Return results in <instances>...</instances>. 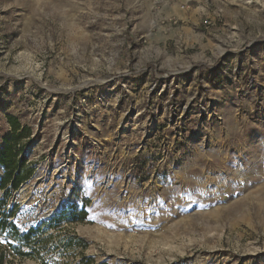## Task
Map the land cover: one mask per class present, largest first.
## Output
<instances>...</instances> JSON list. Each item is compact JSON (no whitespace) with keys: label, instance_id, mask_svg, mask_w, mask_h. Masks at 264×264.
I'll use <instances>...</instances> for the list:
<instances>
[{"label":"rangeland","instance_id":"rangeland-1","mask_svg":"<svg viewBox=\"0 0 264 264\" xmlns=\"http://www.w3.org/2000/svg\"><path fill=\"white\" fill-rule=\"evenodd\" d=\"M12 123L3 264H264V0H0Z\"/></svg>","mask_w":264,"mask_h":264},{"label":"trees","instance_id":"trees-1","mask_svg":"<svg viewBox=\"0 0 264 264\" xmlns=\"http://www.w3.org/2000/svg\"><path fill=\"white\" fill-rule=\"evenodd\" d=\"M11 119V117L9 118ZM13 136L10 140L6 141L0 149V167L3 169V176L0 179V190H3V199L0 200V233L6 228V226L11 225L12 229L16 228L8 223L7 215L1 211L5 203V198L10 194V191H16L19 186L26 181L29 172L24 171L25 159L21 156V150L17 147V142L19 137H21V132L19 134V127L16 123H12ZM73 220H83L85 217V212L81 211L76 216L73 214ZM29 236H25L27 239ZM4 258L0 254V264H3ZM89 262V260L87 261ZM97 264H107L100 262Z\"/></svg>","mask_w":264,"mask_h":264},{"label":"clouds","instance_id":"clouds-1","mask_svg":"<svg viewBox=\"0 0 264 264\" xmlns=\"http://www.w3.org/2000/svg\"><path fill=\"white\" fill-rule=\"evenodd\" d=\"M244 105V101H239L237 108L233 109V122L239 133L241 139H246V134L249 131L246 123L245 115L242 111ZM255 158L258 162V167L251 169L250 171H246V173L251 174V176L260 181L264 182V137L258 138L255 145H253ZM196 158L200 157V151L196 152ZM187 163V162H186ZM183 175V173H182Z\"/></svg>","mask_w":264,"mask_h":264},{"label":"built area","instance_id":"built-area-1","mask_svg":"<svg viewBox=\"0 0 264 264\" xmlns=\"http://www.w3.org/2000/svg\"><path fill=\"white\" fill-rule=\"evenodd\" d=\"M205 23H208L207 21H205Z\"/></svg>","mask_w":264,"mask_h":264}]
</instances>
